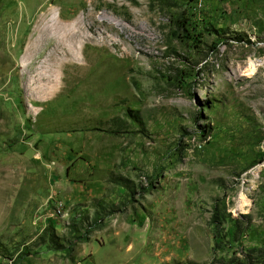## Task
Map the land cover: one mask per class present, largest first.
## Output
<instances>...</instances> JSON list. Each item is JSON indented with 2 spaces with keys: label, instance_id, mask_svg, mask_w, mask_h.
<instances>
[{
  "label": "rangeland",
  "instance_id": "374dc122",
  "mask_svg": "<svg viewBox=\"0 0 264 264\" xmlns=\"http://www.w3.org/2000/svg\"><path fill=\"white\" fill-rule=\"evenodd\" d=\"M253 248L264 0H0V264Z\"/></svg>",
  "mask_w": 264,
  "mask_h": 264
},
{
  "label": "trees",
  "instance_id": "16d2710c",
  "mask_svg": "<svg viewBox=\"0 0 264 264\" xmlns=\"http://www.w3.org/2000/svg\"><path fill=\"white\" fill-rule=\"evenodd\" d=\"M213 225L215 226V229L218 231L220 227V222L218 220L213 219L212 220ZM53 226V223H52ZM236 232L235 236L237 234V237L241 234L240 232V226L236 222ZM216 238V236H215ZM218 243V242H217ZM220 244H217V246ZM249 253L252 254H257V258L251 259L248 255V252H245L244 250L241 251L240 255L237 256L236 254H232V257L225 259V258H220V259H214L211 264H259V263H264V248H253L249 250ZM243 257V258H242ZM192 264V263H189Z\"/></svg>",
  "mask_w": 264,
  "mask_h": 264
},
{
  "label": "built area",
  "instance_id": "2783aa9c",
  "mask_svg": "<svg viewBox=\"0 0 264 264\" xmlns=\"http://www.w3.org/2000/svg\"><path fill=\"white\" fill-rule=\"evenodd\" d=\"M63 210V204L62 203H57L55 206V211L52 214V218L58 217Z\"/></svg>",
  "mask_w": 264,
  "mask_h": 264
},
{
  "label": "bare ground",
  "instance_id": "6f19581e",
  "mask_svg": "<svg viewBox=\"0 0 264 264\" xmlns=\"http://www.w3.org/2000/svg\"><path fill=\"white\" fill-rule=\"evenodd\" d=\"M252 67V66H251ZM251 70V69H250Z\"/></svg>",
  "mask_w": 264,
  "mask_h": 264
}]
</instances>
